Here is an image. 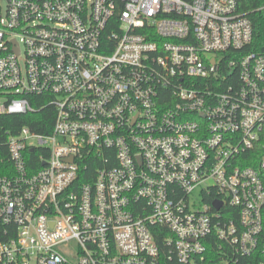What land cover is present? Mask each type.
Wrapping results in <instances>:
<instances>
[{
	"label": "built area",
	"instance_id": "built-area-1",
	"mask_svg": "<svg viewBox=\"0 0 264 264\" xmlns=\"http://www.w3.org/2000/svg\"><path fill=\"white\" fill-rule=\"evenodd\" d=\"M251 41L236 0H0V116L53 110L0 132V264H264Z\"/></svg>",
	"mask_w": 264,
	"mask_h": 264
},
{
	"label": "trees",
	"instance_id": "trees-1",
	"mask_svg": "<svg viewBox=\"0 0 264 264\" xmlns=\"http://www.w3.org/2000/svg\"><path fill=\"white\" fill-rule=\"evenodd\" d=\"M238 11L245 16L252 27V41L246 50L248 52L264 54V0H236ZM30 103L34 106L36 102L37 113L26 116H0V132L10 130L12 132L27 126L35 133H46L51 126L53 119L52 107L39 108L42 98L29 97ZM2 146V145H1ZM4 152L1 148L0 152ZM0 164V173L2 170ZM214 246V245H213ZM211 250V247L209 248ZM208 250V253H209ZM259 258L255 259L256 264Z\"/></svg>",
	"mask_w": 264,
	"mask_h": 264
},
{
	"label": "water",
	"instance_id": "water-1",
	"mask_svg": "<svg viewBox=\"0 0 264 264\" xmlns=\"http://www.w3.org/2000/svg\"><path fill=\"white\" fill-rule=\"evenodd\" d=\"M214 206H215L216 208H219L220 204H219L218 202H215V203H214Z\"/></svg>",
	"mask_w": 264,
	"mask_h": 264
}]
</instances>
